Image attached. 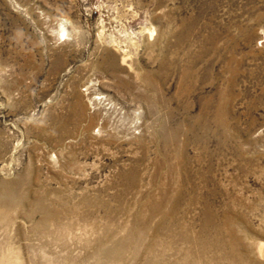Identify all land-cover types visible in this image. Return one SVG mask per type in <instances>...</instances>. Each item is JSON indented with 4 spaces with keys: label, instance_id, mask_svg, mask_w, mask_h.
I'll return each instance as SVG.
<instances>
[{
    "label": "rangeland",
    "instance_id": "374dc122",
    "mask_svg": "<svg viewBox=\"0 0 264 264\" xmlns=\"http://www.w3.org/2000/svg\"><path fill=\"white\" fill-rule=\"evenodd\" d=\"M0 264H264V0H0Z\"/></svg>",
    "mask_w": 264,
    "mask_h": 264
}]
</instances>
